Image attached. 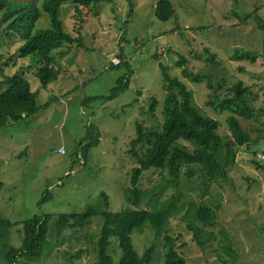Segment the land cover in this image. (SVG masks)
Segmentation results:
<instances>
[{"label":"rangeland","instance_id":"obj_1","mask_svg":"<svg viewBox=\"0 0 264 264\" xmlns=\"http://www.w3.org/2000/svg\"><path fill=\"white\" fill-rule=\"evenodd\" d=\"M158 1L103 0L88 7L63 2V30L79 36L82 46L65 41L53 50L52 66L59 76L44 88L33 75L35 67L17 56V38L8 40L3 34L6 7L0 11V79L23 74L31 89L38 91L39 106L35 114L0 127V213L13 224L7 239L0 240V264H5L3 253L9 246L21 245L23 222L45 214L52 216L47 241L41 258L30 264L95 260L93 245L102 222L99 213L128 206L124 190L130 186L131 170L137 164L128 152L136 124L162 127L163 68L191 90L193 104L217 119L223 134L230 132L226 122L230 113L217 111L207 102L216 104L215 95L223 96L225 87L238 80L251 88L255 117H240L239 121L252 140L239 147L227 177L209 184L208 192L203 193L199 172L190 165L175 182L187 205L189 201L212 207L219 204L214 229H224L232 240L237 264H264V53L260 26L264 24V0H170L173 13L167 20L155 14ZM45 18L43 13L41 25ZM248 51L256 54L246 56ZM118 58L120 63L113 64ZM182 58L184 64H177ZM184 69L204 79L183 77ZM125 81L126 86L120 88ZM208 81L213 88L207 86ZM87 124L96 128L98 143L84 151L83 160L78 143ZM188 171L193 173L187 178ZM138 186L145 191L141 208L179 191L172 177L157 169L143 172ZM88 207L96 214L87 225L55 232L59 214L79 213ZM183 213L171 217L167 229L176 238L185 264H222L212 248L196 244L181 218ZM160 239L148 224L132 233L136 253L140 255L154 244L158 264L164 257ZM113 245L114 238L109 252ZM78 250L82 251L76 257ZM21 261L18 258V264H29Z\"/></svg>","mask_w":264,"mask_h":264},{"label":"trees","instance_id":"obj_2","mask_svg":"<svg viewBox=\"0 0 264 264\" xmlns=\"http://www.w3.org/2000/svg\"><path fill=\"white\" fill-rule=\"evenodd\" d=\"M65 1L67 0H0V11L6 7L2 14V21L6 22L2 29L3 34L8 40L17 38L19 41L16 48L17 56L27 58L28 66L35 67L33 75L39 79L42 88L58 77V71L52 66L53 50L65 41L77 42L82 46L79 36L73 37L63 30L60 11ZM71 1L76 7H88L103 0ZM43 13L46 15L43 20L47 21V26L43 20L42 25L40 24ZM172 13L170 0L157 2L155 14L159 19L167 20ZM260 26L263 30L264 53V24ZM249 54L256 52L245 53L246 56ZM182 60L183 62L180 60L177 64H184L185 59ZM211 60L214 62L213 55ZM163 75L165 81L163 88L166 93L162 127L156 129L141 123L136 124V134L130 140L128 149L137 163L131 170L130 186L124 190L128 206L115 212L106 209L99 213L102 222L93 245L96 258L87 264H158V257L154 260V244L147 246L140 255L133 246L132 233L142 229L145 224L152 227L158 239L161 237L164 248L161 264H185L184 257L177 250L176 238L171 236L167 229L170 218L182 211L184 213L181 218L186 221L193 240L200 248H212L222 264H237L238 255L232 240L224 229H214L219 204L212 207L203 201L198 203L189 201L187 205L178 187V181H175L181 172L190 168V165L199 172L203 193L208 192L209 184L227 177L228 168L234 162L239 147L252 140L239 121L240 117L246 120L255 117V108L249 97L251 88L238 80L225 87L226 94L223 96L215 95L218 99L216 104L207 102L217 111L230 113L226 118L230 132L223 134L219 130L220 122L202 113L193 104L191 90L180 79L169 76L164 68ZM182 75L197 81L204 79L203 76L193 74L187 69L183 70ZM126 83L125 81L120 88L126 86ZM207 86L213 88L210 81L207 82ZM37 92L31 89L30 82L23 74L5 75L0 79V127L35 114L39 110ZM97 143L96 128L92 124H87L84 138L78 143L81 159L84 160L85 152ZM149 169L166 172L172 177L173 184L179 191L169 194L162 201L158 200L148 208H141V199L145 191L138 183L143 172ZM192 173L188 171L187 178ZM2 186L0 180V191ZM102 195L105 196L104 193ZM95 214L96 211L91 207L79 213L59 214L55 221V232L60 233L66 227L79 230L87 225L91 216ZM51 217V214H45L42 218L34 215L23 222L21 245L18 248L9 246L4 251L5 264H18V258H22L23 263L30 264L41 258ZM12 225V222L3 218L0 213V240L7 239ZM112 238L115 245L109 252ZM81 251L78 250L75 256L78 257ZM117 253L119 257L115 259L114 255ZM69 264L74 263L70 261Z\"/></svg>","mask_w":264,"mask_h":264},{"label":"built area","instance_id":"obj_3","mask_svg":"<svg viewBox=\"0 0 264 264\" xmlns=\"http://www.w3.org/2000/svg\"><path fill=\"white\" fill-rule=\"evenodd\" d=\"M120 61H121V60H119V58H118V59H113V60H112V63L116 65V64L120 63ZM58 151H60V152H64V149H63V148H59Z\"/></svg>","mask_w":264,"mask_h":264},{"label":"crops","instance_id":"obj_4","mask_svg":"<svg viewBox=\"0 0 264 264\" xmlns=\"http://www.w3.org/2000/svg\"><path fill=\"white\" fill-rule=\"evenodd\" d=\"M59 76V75H58Z\"/></svg>","mask_w":264,"mask_h":264}]
</instances>
